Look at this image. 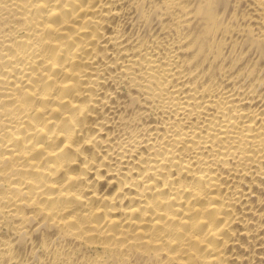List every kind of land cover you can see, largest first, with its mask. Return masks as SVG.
Instances as JSON below:
<instances>
[{"label":"bare ground","instance_id":"6f19581e","mask_svg":"<svg viewBox=\"0 0 264 264\" xmlns=\"http://www.w3.org/2000/svg\"><path fill=\"white\" fill-rule=\"evenodd\" d=\"M0 264H264V0H0Z\"/></svg>","mask_w":264,"mask_h":264}]
</instances>
